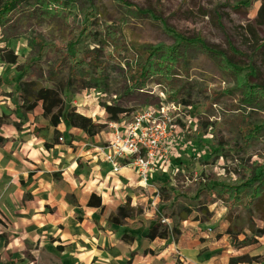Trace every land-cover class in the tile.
<instances>
[{"label":"rangeland","instance_id":"rangeland-1","mask_svg":"<svg viewBox=\"0 0 264 264\" xmlns=\"http://www.w3.org/2000/svg\"><path fill=\"white\" fill-rule=\"evenodd\" d=\"M122 2L124 4L114 0H94L100 27L122 30L125 42L131 49V55L136 56L137 51L143 46L170 47L175 44L157 22L139 11L152 10L186 37H199L208 45L227 51L230 55L229 42L238 51L251 56L242 27L256 18L261 0H122ZM28 11L29 9L21 16H14L8 25L0 29V77L4 81L0 85V139L3 142L15 134L19 137L43 140L45 145L52 147L60 143L67 145L66 141H71L74 137L73 134H62L54 129L49 118L36 116L35 112L26 113L21 108L17 97L20 81H35L42 88L60 91L65 106L78 108L93 123L101 125L94 139V143L101 146L108 142L111 131L109 123L112 122L102 103L119 106L128 111L119 118L121 125L131 123L136 115L148 109H156L160 113L164 110L163 116L170 118L168 128L171 133L164 144L173 145V155L178 157L173 162L175 166L172 167V171L168 172L170 176L158 168L159 176L152 178L156 179L151 183L157 186L159 192L162 187H166L188 191L192 196L199 183H203L206 177L213 180L222 178L224 182L229 183L231 180L247 179L251 172L258 171L259 167L264 169V129L247 144L243 134H240L242 131L249 132L255 126H264V99L262 97L254 99L251 106L243 104L241 101L243 93L237 88L235 79L223 72L216 60L194 48L186 51L187 74H183V77L192 80L198 86L193 98L190 99L195 108L170 101L168 92L156 82L149 83L142 91L127 94L123 73L128 71L131 62L128 65L124 53L117 55L114 52L115 48L111 46L112 43L92 45L93 49L100 51V55L96 57L97 61L108 66L106 70L97 69L98 73L104 74V79L98 80L99 74L94 69H90L87 79H83L82 71L78 70L74 75L81 81L70 77L68 67L63 68L60 74H55L57 57L47 50L38 55L39 47L35 41L50 44L53 41L59 42L64 35L68 37L70 34V38L72 35L62 20L55 17L44 19L38 13L29 14ZM8 51L17 55L16 64L6 63L4 56ZM235 59L248 63L246 57L235 56ZM253 60L260 72L258 82L264 85V60L260 55H255ZM60 137L64 142L60 141ZM88 137L91 136L85 132L81 134L82 141L91 144L87 141ZM218 146L231 149L241 147L242 151L220 158L210 157V149ZM46 149L48 151L49 148ZM200 158H203L205 163L201 162ZM81 160H84L83 157ZM81 166L84 168L89 164L83 161ZM122 192L125 194L122 195ZM133 192L132 189L122 187L119 191H112L110 199L114 201V205L122 204L128 194ZM159 194L161 201L156 206L158 211H155L160 216L165 213V206L172 204L174 199L163 196L161 192ZM22 199V205L18 203L19 207H0V263L5 264L11 259H18L17 264H71L73 258L68 256L70 244L76 240L85 244L83 240L86 238H68L61 241L57 236L58 231L48 226L45 228L38 221V207L35 205L33 195L25 192ZM210 201L212 203L209 204V214L213 217H210L209 221L212 222L211 226L207 227L211 228V232L216 229L226 237V245L233 248L230 262L238 259L241 260L239 264H264V217H262L264 211L255 210L249 214L237 208L230 213L223 200L213 196ZM148 203L151 207L143 206L142 213L137 211L134 219L126 223L125 229L129 231L131 227H138L142 230L144 222L147 218H152L151 211L154 210L152 203L150 201ZM177 204L180 209L184 206L182 200ZM117 209L97 212L91 215L92 220L88 222L93 228L94 237H100L106 231L111 235L115 234V238L112 236V243L117 242L113 248L116 252L122 241L120 237L122 233L119 234L121 227L114 225L109 228L108 221L102 223L101 216L106 219L109 215L115 214ZM46 211L52 212L49 208ZM77 211L78 215L83 214L78 207ZM194 218L204 220L207 216L194 209L191 219ZM25 219L29 221L26 222ZM136 219L138 222L131 224V221ZM154 221L150 220L149 224L155 225ZM180 227L179 217L176 216L171 220L169 230L171 232L176 228L174 236H178ZM230 229L237 232V236L229 234ZM259 234L261 236L256 237L254 244L237 248V245L247 237L252 238ZM93 243L96 242L93 240Z\"/></svg>","mask_w":264,"mask_h":264},{"label":"trees","instance_id":"trees-1","mask_svg":"<svg viewBox=\"0 0 264 264\" xmlns=\"http://www.w3.org/2000/svg\"><path fill=\"white\" fill-rule=\"evenodd\" d=\"M114 1L123 3L122 0ZM28 9L29 14L38 13L44 19L55 17V19L62 20L63 25L66 23L65 27L69 29L72 35L71 38L70 34L68 37L64 35L59 42L53 41L50 44L35 41L39 47L38 55L47 50L57 57L55 74H60L63 68L68 67L70 77L81 81L74 75L78 70L82 71V78L87 79L90 69H94L99 74L98 80L104 79V74L98 73L97 69L106 70L108 66L97 61L96 57L100 55V51L93 49L92 45L112 43L111 46L115 48L114 52L117 55L124 53V59L129 62L128 65L131 62L128 71L123 73L127 94L142 91L148 87L149 83L156 82L157 85L168 92L170 101L195 108L190 99L193 98L194 91H197L198 86L192 80L183 77V74H187L186 51L194 48L205 56L216 60L221 70L235 79L237 88L243 93L241 100L243 104L251 106L255 101L254 99L261 97L264 99V85L258 82L260 72L255 67L253 60L255 55H260L264 60V0H261V6L253 22L242 27L251 56L238 51L229 42L228 51L230 55L227 51L208 45L199 37H186L169 26L152 10L139 11L157 22L164 33L175 41V44L170 47L160 45L147 48L143 46L137 51L136 56L131 55V49L125 42L122 30L100 27L97 19L98 9L95 7L94 0H0V29L8 25L14 16H21ZM235 56L246 57L248 63L236 60ZM4 58L8 64L17 63V55L12 51H8ZM3 82L0 77V85ZM258 95L259 97H256ZM17 97L19 105L26 113L34 111L38 104H41L43 116L50 119L54 128L64 123L70 128L81 130L88 136L93 137L98 134V129L101 127V125L93 123L78 108L65 106V100L60 91L42 88L35 81L21 80ZM102 107L112 122H117L121 116L128 113L126 109L119 106L102 103ZM263 129L264 126H255L249 132L242 131L240 134H243L245 144H247ZM2 145L3 140L0 139V147ZM46 147L49 146L46 145ZM240 151H242L241 147L231 149L218 146L210 149L209 156L220 158L232 153L239 154ZM200 161L205 163L203 158H200ZM250 175L247 179L231 180L229 183L224 182L225 180L222 178L213 180L206 177L203 183H199L192 196L188 191H177L162 187L160 189L161 194L174 199L172 204L164 208L165 214L171 219L178 216L180 220L184 221L192 216L194 209H198L199 212L207 216L205 220H209L211 217L209 204L212 203L210 199L213 196L223 200L224 204L230 209V213H233L237 208L249 214H252L255 210L264 211V169L259 167L258 171H253ZM179 200L184 202L181 209L177 204ZM87 206L104 210L101 198L96 195L91 196ZM137 211L142 212V209L132 207L130 200H127L125 204L118 207L115 214L109 216L107 225L123 226L128 219L135 216ZM155 216L156 223L148 231L145 236L146 239H166L169 234L176 232V228H173L170 233L168 226L161 224L159 215L155 214ZM262 217H264V212ZM229 234L237 236V232L232 229L229 230ZM259 236L261 235H254L252 238L247 237L239 243L240 245H237V248L254 244L256 237ZM124 240L129 242L134 239L125 235ZM17 262L18 259H11L5 264H17ZM239 263H241V260L238 259H233L230 262V264Z\"/></svg>","mask_w":264,"mask_h":264},{"label":"crops","instance_id":"crops-1","mask_svg":"<svg viewBox=\"0 0 264 264\" xmlns=\"http://www.w3.org/2000/svg\"><path fill=\"white\" fill-rule=\"evenodd\" d=\"M32 112H35L36 116H43L42 105H38ZM56 130L62 134H73L74 137L71 141H66L67 145L60 143L49 146L48 151L45 141L19 137L15 134L3 142L0 147V207H19L22 205V195L30 192L38 207L37 219L45 228L48 226L60 232H57V236L61 241L68 238H86L83 240L85 244L78 243L77 240L74 241L75 243L71 242L70 252L67 251L70 254L68 256L73 258L71 264H128L129 262V264H230L233 248L226 245V237L222 232H217L216 229L211 232V228L207 227L211 226L212 222L209 221L213 215L209 220L191 219L192 216L184 221L179 219L181 227L178 236H174L169 230L171 234L166 239H146L145 236L152 227L149 222L155 220L156 223L155 214L158 215L156 206L161 201L159 189L151 183L156 180L152 178L159 176V170L151 176L149 184L144 185L136 169L124 167L116 174L108 163L102 161V154L95 151L96 146H101L94 143L96 135L87 138L90 144L82 141L81 130L67 127L64 123ZM111 135L112 130L108 141L111 140ZM81 157L84 160H81ZM177 157L173 158L169 166L170 171L175 166L173 162ZM83 161L89 166L83 168L81 166ZM122 187L132 189L134 192L128 194L122 204L114 205L110 193L114 190L119 191ZM123 194L125 192H122ZM92 195L101 198L103 211L87 206ZM127 200H130L132 207H140L142 212L143 206H150L148 203L150 201L154 210L151 211L152 218H147L144 222L143 228L146 231L138 227H131L129 231L125 229L126 223L135 216L128 219L123 226H118L121 227L119 234L122 233V236L120 235L122 241L116 252L113 248L117 242L112 243V236L115 234L111 235L106 231L100 237H94L93 228L88 222L92 220L91 215L97 212L103 213L106 209L108 211H112V208L117 209ZM77 207L82 210V215L81 213L78 215ZM47 208L52 212H47ZM161 215L168 220V223L161 224L170 228L173 219L167 217L165 213ZM108 218L105 219L102 215V223L107 222ZM25 221L29 220L25 219ZM136 222L137 219L131 221V224ZM60 227L64 229L61 230ZM125 235L134 240L125 241ZM93 240L96 243H93Z\"/></svg>","mask_w":264,"mask_h":264},{"label":"built area","instance_id":"built-area-1","mask_svg":"<svg viewBox=\"0 0 264 264\" xmlns=\"http://www.w3.org/2000/svg\"><path fill=\"white\" fill-rule=\"evenodd\" d=\"M163 112L148 109L127 125H121L119 121L110 122L111 140L104 146H96L95 151L102 154V161L108 163L114 173H120L124 167H132L140 181L148 185L158 168L168 173L173 158L177 157L173 155L174 146L164 144L171 133L168 128L170 118L163 116ZM161 223H168L162 215Z\"/></svg>","mask_w":264,"mask_h":264}]
</instances>
